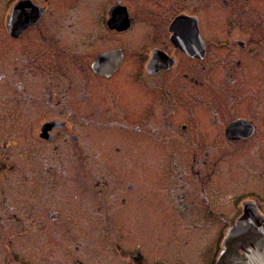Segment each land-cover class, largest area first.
<instances>
[{
    "label": "flooded vegetation",
    "instance_id": "flooded-vegetation-1",
    "mask_svg": "<svg viewBox=\"0 0 264 264\" xmlns=\"http://www.w3.org/2000/svg\"><path fill=\"white\" fill-rule=\"evenodd\" d=\"M231 1L215 3L236 8ZM213 2L9 0L0 7V119L15 125L17 155L31 162L22 160L18 179L0 181V219L14 234L43 230L46 219L67 227L61 189L74 172L84 184L96 167L102 217H121L123 205L132 212V186L122 194L104 180L108 167L96 147L105 141L114 155L127 156L132 173L164 179L159 172L172 165L180 217L200 215L196 205L205 216L217 214L213 178L221 173L217 217L232 223L200 264H218L230 241L237 244L235 226L253 221L264 230V23L259 7H237L236 18L217 20L227 33L214 32ZM52 199L65 206L53 209ZM113 245L109 252L136 264L163 262ZM233 249L225 264L244 255ZM129 258L123 262L132 264ZM77 263L111 260L91 262L81 253Z\"/></svg>",
    "mask_w": 264,
    "mask_h": 264
},
{
    "label": "rangeland",
    "instance_id": "rangeland-1",
    "mask_svg": "<svg viewBox=\"0 0 264 264\" xmlns=\"http://www.w3.org/2000/svg\"><path fill=\"white\" fill-rule=\"evenodd\" d=\"M216 1L221 5V0H214L215 7H212L211 18L216 21L213 22L214 32L223 30V34L227 33L223 24L222 28H219L217 20L236 18L237 7H259L260 20L264 23V0H234L230 2L231 5L237 6L234 9L230 6L219 7ZM8 3L9 0H0V7H5ZM235 34L236 31L232 33ZM260 34L264 33L261 31ZM16 131L14 124L0 119V170H4L7 166V170L0 175V181L18 179L21 166L24 168L25 164L28 167L31 163L26 159H20L17 155ZM89 131L91 129H86V132ZM91 133L92 139L85 140L93 143V133ZM104 144L105 146L96 147L101 152L97 158L105 161L108 167V170L103 169L107 171L102 170L106 173L104 180L119 185L122 194L127 187L132 186L129 198L134 202L133 213H126L128 210L123 205L118 212L121 217L111 219L102 217L97 210V198L94 199L98 189L103 187H97V181L102 176L97 169L101 168L92 167L96 171L85 172L82 185L78 184L74 172L69 185L61 189L63 197L68 200L67 204L55 202L53 199L50 204L55 210L68 205V208H65L64 218L67 227H61L57 221L46 219L45 229H40L32 235H16L6 226L8 222L0 219V264H31L30 262L34 264L36 260H39L38 264H78L77 260L81 253L91 262L110 259L111 264H127L123 260H128L129 257H120L118 253L108 251L109 245L113 244L127 245L132 249L140 248L151 261H163L162 264H174L178 261L183 264H200L205 260V256H208L206 250L217 248L222 232L232 223L227 217H217L222 211L224 201V196L220 192L222 183L219 171L213 178L220 189L214 196V200L217 201L215 210L217 214L205 216L201 207L196 205L197 213L200 215L180 217L176 213L177 183L172 165L166 166L164 171L159 172L160 175L163 174L164 179L158 177L155 171L140 173L133 169L132 173L125 164L128 162L127 156L114 155L109 141H105ZM25 153V157H28V150ZM93 164L97 165V162ZM14 195L13 191L8 192L9 198ZM146 200L149 208L144 205ZM98 254H101L100 258ZM129 259L128 263L136 264L134 258Z\"/></svg>",
    "mask_w": 264,
    "mask_h": 264
},
{
    "label": "water",
    "instance_id": "water-1",
    "mask_svg": "<svg viewBox=\"0 0 264 264\" xmlns=\"http://www.w3.org/2000/svg\"><path fill=\"white\" fill-rule=\"evenodd\" d=\"M235 235L239 237L237 244L230 241L227 250L221 254L218 264H225L226 260L229 261L235 246L244 251V255L238 254L235 258L238 264H264V230L259 233V230L254 228L252 221L251 225L245 228H241L240 224L235 226L231 237ZM233 245L235 246L233 247Z\"/></svg>",
    "mask_w": 264,
    "mask_h": 264
}]
</instances>
